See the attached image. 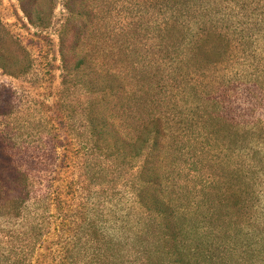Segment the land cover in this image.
<instances>
[{
  "label": "trees",
  "instance_id": "trees-1",
  "mask_svg": "<svg viewBox=\"0 0 264 264\" xmlns=\"http://www.w3.org/2000/svg\"><path fill=\"white\" fill-rule=\"evenodd\" d=\"M24 3L46 28L54 0ZM62 4L57 176L39 193L0 137V264H264V122L220 97L230 82L264 97V0ZM18 48L0 47L13 77L31 68Z\"/></svg>",
  "mask_w": 264,
  "mask_h": 264
},
{
  "label": "rangeland",
  "instance_id": "rangeland-1",
  "mask_svg": "<svg viewBox=\"0 0 264 264\" xmlns=\"http://www.w3.org/2000/svg\"><path fill=\"white\" fill-rule=\"evenodd\" d=\"M24 2L0 0V47L16 50L22 55L18 48L20 45L27 51L31 64L26 74L17 77L0 69V113L11 111L0 116V137L5 152L15 164L38 180L42 177L36 189L43 193L46 188L41 185L47 186L58 171V167L51 163L50 138L56 128L63 134L66 130V126L61 127L56 120L59 114H56L54 106L59 91L63 90L58 32L66 10L63 0H54L51 21L46 28H40L29 23ZM227 85L220 92L225 113L239 123L264 122V97L259 88L238 82ZM62 92L67 96V114L60 117L70 123L75 121L76 125L86 94L76 88ZM88 203L93 206L92 201Z\"/></svg>",
  "mask_w": 264,
  "mask_h": 264
}]
</instances>
